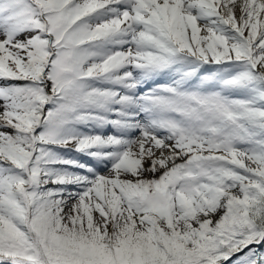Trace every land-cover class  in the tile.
<instances>
[{
  "label": "snow or ice",
  "instance_id": "6c2138e0",
  "mask_svg": "<svg viewBox=\"0 0 264 264\" xmlns=\"http://www.w3.org/2000/svg\"><path fill=\"white\" fill-rule=\"evenodd\" d=\"M0 264H264V0H0Z\"/></svg>",
  "mask_w": 264,
  "mask_h": 264
},
{
  "label": "rangeland",
  "instance_id": "374dc122",
  "mask_svg": "<svg viewBox=\"0 0 264 264\" xmlns=\"http://www.w3.org/2000/svg\"><path fill=\"white\" fill-rule=\"evenodd\" d=\"M134 150H135V148H134Z\"/></svg>",
  "mask_w": 264,
  "mask_h": 264
}]
</instances>
